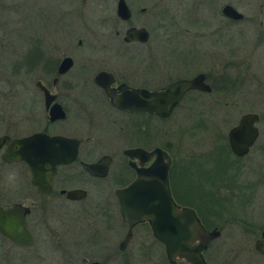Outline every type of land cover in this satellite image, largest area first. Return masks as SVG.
I'll use <instances>...</instances> for the list:
<instances>
[{"label": "flooded vegetation", "instance_id": "af4514ba", "mask_svg": "<svg viewBox=\"0 0 264 264\" xmlns=\"http://www.w3.org/2000/svg\"><path fill=\"white\" fill-rule=\"evenodd\" d=\"M22 1L19 2L18 25L23 22ZM119 1L67 0L61 5L63 17L59 19L66 37L58 35L50 38L39 34L31 36L24 46L12 43L14 73L26 77L29 84L25 92L27 101L23 102L27 104L28 115L23 119L39 124L23 135L17 132V135H11L9 131L3 134L9 139L0 149L1 162L4 165H18L24 179L19 182L14 199L0 187V208L6 210L19 205L15 215L22 213L30 239L26 247L14 243L0 231V261L3 260L4 264H24L25 261L26 264H52L51 261L55 259L58 264H114L115 259L120 261L118 259L126 256L128 248L142 251L147 240L150 249L160 247L169 264H186L180 259L174 262L168 260L164 246L153 237L148 222L135 224L131 237L121 248L129 228L121 216L116 190L125 188L136 178V167H147L154 160L152 155L141 161L139 157L130 156L129 150L142 149L153 154L155 149L160 148L170 158L168 186L172 200L181 207L192 209L200 219L190 204L195 200L194 203L197 201L206 205L210 195L195 198L199 189L196 181L199 179L191 167L175 165L171 150L163 147L159 141L161 131L151 126L168 119L184 103L188 107L193 106L195 101L191 96L211 94L215 87L211 79L230 77L231 71H211L209 60L195 59L191 48H186V55H163L154 54L151 46L154 42H160L159 31L165 26L166 19L170 18L169 29L175 43L197 41L212 44L211 39H223L222 47L234 45V73L237 76L248 70L247 76L264 79V74L255 67L259 51L264 54V0H122L129 12L126 19L117 14ZM86 4H90L95 12L105 9L114 13L110 17L113 22L110 37L94 31L95 36L88 44L78 37L77 27L78 24L82 26V11ZM167 13L172 15L165 18ZM38 17L41 21L45 18L42 13ZM130 29L135 30V35L127 39ZM139 30L142 36L137 33ZM2 46L1 41L0 50ZM135 46L140 49H135ZM171 57H174L175 64L169 61ZM100 73H104V77L97 80ZM199 75L203 76V83L211 90H186L167 118L119 109L108 95V91L119 95L121 87L153 92L177 80H190ZM253 88L252 105L262 106L264 93L258 86ZM261 92L263 97H260ZM47 96H53L49 107L46 104ZM23 103H20L21 107ZM55 103L61 106L64 116L51 121L49 109ZM247 113L258 116L253 124L257 135L248 152L237 156L229 146L228 133L239 120L226 136L225 147L236 162L250 152L264 155V115ZM14 122L18 124V121ZM82 123L84 128L79 132L62 127H78ZM61 124V130L57 131L55 126ZM104 126L112 128L123 139L99 137L97 131ZM37 132L64 136L78 143L76 157L56 167L50 188L46 191H40L34 184L33 171L24 162H5L2 159L11 139ZM92 165L95 167L89 169ZM218 167L209 169V172L218 173ZM256 169L264 171L262 160L256 163ZM71 191H75L74 197H69ZM141 227L145 228L142 232L138 230ZM147 246L145 249L148 250ZM15 252L27 254L26 259L13 256ZM202 256L206 261L203 253ZM126 258L122 260L123 264L128 263Z\"/></svg>", "mask_w": 264, "mask_h": 264}, {"label": "rangeland", "instance_id": "374dc122", "mask_svg": "<svg viewBox=\"0 0 264 264\" xmlns=\"http://www.w3.org/2000/svg\"><path fill=\"white\" fill-rule=\"evenodd\" d=\"M21 1L0 0V43L2 41L3 45L0 50L2 55L0 57V61L2 60L0 64V135L8 131L12 132L11 135H15L16 132L23 135L39 124L23 119L28 115L27 104L23 102L27 101L25 92L29 84L26 77L14 73L12 43L24 46L31 36L39 34L48 35L50 38H56L58 35L66 37L60 28L59 19L63 17L61 5L67 0H23V22L18 25V8ZM40 13L45 17L43 21L38 17ZM113 14L105 9H102V12H95L90 4L84 5L82 26L78 24L77 27L78 37L87 44L95 36L94 31L103 33L106 38L110 37L113 33V22L110 17ZM171 15L167 13L165 18ZM169 21L170 18L166 19L165 26L159 31L161 32L158 37L160 42H154L151 46L154 54L186 55V48H191V54L195 56L191 57L204 62L209 60L208 65L210 64L211 71L231 72L230 77L211 79L215 83L211 94L191 96L195 101L193 106L188 107L184 103L168 119L151 127L161 131L159 141L163 147L167 146L171 150L175 165L191 167L192 172L199 179L196 181L199 189L195 198L210 195L206 205L197 201L194 203L195 200L192 203L193 206L201 207L197 214L204 218L203 221L207 227L209 229L218 227L221 232L220 236L209 242L203 252L208 264H264V255L256 252L253 247L254 241L260 237L264 226V171L256 169V163L260 160L264 169V155L250 152L245 158L236 162L233 154L225 147L228 130L237 124L242 114L257 112L264 115V99L262 106L254 105L253 107L252 105L253 87L258 86L264 93V79L247 76L248 70L237 76L234 73L236 70L234 45L228 44L222 47L223 39H211L212 44L197 41L176 42V44L173 41V35L171 36ZM135 49L140 48L135 46ZM169 61L175 64L174 57H171ZM255 67L264 74V54L261 51L256 57ZM262 92L260 97H263ZM20 103H23V107ZM14 121H18V124H13ZM61 126L62 124L57 125L55 129L59 131L63 127L68 131L79 132L84 128L83 123L78 127ZM97 133L102 139H123L107 126L101 127ZM222 161L233 164L227 169L228 173L225 175H223L225 168H221ZM217 165H219L218 173L209 172V169L216 168ZM23 179L24 176L18 165H4L0 159V187L7 192L8 196L11 194V198H16L15 191L20 187L19 182ZM210 206H213L215 215L207 213ZM143 229L145 228L141 227L138 230L142 232ZM148 239L151 240L150 237ZM118 240L119 238L116 241ZM149 243L147 240L146 244ZM146 246L142 247L140 252L128 248L125 254L127 258L122 256L118 259L120 261L115 259L114 264H123L124 257L127 264H169L160 247L150 249L147 246V250ZM26 255L20 252L13 253V256H19L23 260L26 259ZM51 263L58 264V260H52ZM0 264H4L3 260Z\"/></svg>", "mask_w": 264, "mask_h": 264}, {"label": "water", "instance_id": "95a60500", "mask_svg": "<svg viewBox=\"0 0 264 264\" xmlns=\"http://www.w3.org/2000/svg\"><path fill=\"white\" fill-rule=\"evenodd\" d=\"M117 14L123 19L129 16L122 0L118 3ZM134 32L133 29L128 30L127 39L132 38ZM137 33L141 35L140 30ZM59 71L62 72V69ZM101 77H104V73L98 74L96 79ZM190 88L207 92L211 90L207 84L203 83V76L199 75L190 80H177L153 92L121 87L119 95L109 91L108 95L119 109L129 112H146L167 118L185 91ZM46 98V104L49 107L53 96ZM49 115L50 120L53 121L62 118L64 112L61 106L55 103L50 107ZM257 119L256 114H243L238 124L229 131V146L234 155L243 156L248 152L257 135L253 125ZM8 139L7 135L0 136V149ZM77 145L75 139L37 132L11 139L4 149L2 159L5 162H24L33 171L34 184L40 191H46L50 188L56 167L74 160ZM128 154L139 157L141 161L154 155V160L147 167H136V178L125 188L116 190L121 216L129 228L121 248L131 237V229L135 224L148 222L153 237L164 246L170 262L180 259L186 264H207L202 253L209 242L220 236L221 232L216 227L207 229L192 209L181 207L172 200L168 186L169 156L160 148L155 149L153 154L142 149L129 150ZM93 167L95 166L88 168ZM74 194L75 191L68 193L69 197H74ZM18 207L19 205H13L6 210L0 208V231L14 243L27 247L30 239L22 213L15 215ZM253 247L256 252L264 255V227L260 237L254 241Z\"/></svg>", "mask_w": 264, "mask_h": 264}, {"label": "trees", "instance_id": "16d2710c", "mask_svg": "<svg viewBox=\"0 0 264 264\" xmlns=\"http://www.w3.org/2000/svg\"><path fill=\"white\" fill-rule=\"evenodd\" d=\"M228 150V149H227ZM221 164H222V167H224V168H226L225 169V171L223 172V175H225V174H227L228 173V170L227 169H229V167H232V165L233 164H231V163H229L228 161H226V162H221ZM227 170V171H226ZM191 206L190 207H193L197 212L198 211H200V206H198V205H196V206H193L192 204H190ZM208 209V208H207ZM207 213H209V214H212V215H215L216 213H215V211L213 210V206H210L209 207V209H208V211H207ZM199 214V213H198ZM200 217V216H199ZM200 219H201V221H202V223L207 227V225H206V223L203 221V219H202V217H200ZM208 228V227H207Z\"/></svg>", "mask_w": 264, "mask_h": 264}]
</instances>
